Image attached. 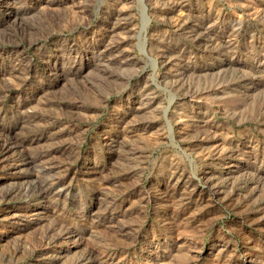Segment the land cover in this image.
I'll use <instances>...</instances> for the list:
<instances>
[{
    "label": "rangeland",
    "instance_id": "1",
    "mask_svg": "<svg viewBox=\"0 0 264 264\" xmlns=\"http://www.w3.org/2000/svg\"><path fill=\"white\" fill-rule=\"evenodd\" d=\"M0 264H264V0H0Z\"/></svg>",
    "mask_w": 264,
    "mask_h": 264
}]
</instances>
